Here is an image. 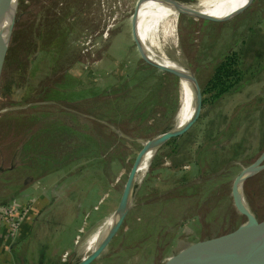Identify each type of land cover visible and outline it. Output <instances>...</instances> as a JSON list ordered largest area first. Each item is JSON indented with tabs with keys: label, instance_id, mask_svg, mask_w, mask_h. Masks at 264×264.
I'll return each mask as SVG.
<instances>
[{
	"label": "rangeland",
	"instance_id": "1",
	"mask_svg": "<svg viewBox=\"0 0 264 264\" xmlns=\"http://www.w3.org/2000/svg\"><path fill=\"white\" fill-rule=\"evenodd\" d=\"M72 1L19 0L3 63L0 116H19L21 126L8 130L0 125V208L17 202L43 178L68 180L30 217L27 230L19 232L10 248L14 264L16 258L37 264L44 250L43 264H78L90 255L95 245L82 252L80 247L105 221L111 220L108 231L113 228L144 144L174 128L180 79L143 60L131 31L139 0H85L89 10L84 22L80 16L67 23L63 38L52 16L66 15ZM175 1L220 16L245 3ZM164 23L162 29L163 22L149 26L139 21L143 43L159 60L190 70L200 90L224 53L264 49V0H253L220 22L182 13L177 49H169ZM101 27L108 28L107 39L95 36ZM36 30L50 47L33 41ZM191 109L190 100L184 123ZM33 112L41 113L39 120H33ZM86 120L91 121L89 130L82 127ZM43 124L52 127L41 128ZM72 126L89 132L95 144L83 146ZM262 155L264 69L213 104L202 103L192 126L157 148L145 175L137 177L121 225L88 264H164L194 243L232 233L247 222L235 205L233 182ZM263 164L264 159L258 165ZM56 166L63 168L55 172ZM237 198L257 222L264 219V168L244 181Z\"/></svg>",
	"mask_w": 264,
	"mask_h": 264
},
{
	"label": "water",
	"instance_id": "2",
	"mask_svg": "<svg viewBox=\"0 0 264 264\" xmlns=\"http://www.w3.org/2000/svg\"><path fill=\"white\" fill-rule=\"evenodd\" d=\"M18 1L19 0H0V83H1L3 63L6 57L8 43L10 40L12 28L14 25ZM144 1H150V0H139L135 6V10L133 12V17H132V24H131L132 36L134 38V41L136 42V46L143 60L147 62L148 64L156 68H159L161 70L167 71L171 74H174L178 76L179 79L181 75H185L190 78L191 89L194 95L193 114L190 120L187 123H185L183 126L179 128L174 127L173 130L168 131L160 136H157L153 138L152 140L147 141L144 144V148L138 154L135 160V163L132 166V169L128 176L127 182L125 184V188L123 190L118 208L114 214L115 224L113 228L107 232L105 238L97 246V248L90 255H88L86 258L80 261L78 264H88L92 260H94L101 253V251L106 247V245L108 244L112 236L115 234V232L121 225V222L127 210L130 207L132 192H133L134 185L138 177V169L145 155L152 148L157 150V148L169 138L179 136L183 134L184 132H186L192 126V124L197 120L200 114L201 105H202V96H201V90L199 88L197 80L195 79L194 74L190 70H187L185 68L177 70V69H173V68H169V67L157 64L151 61L147 57V53L145 52L144 46L141 43L138 33H137L138 10L140 8V5ZM152 1L164 2V3L175 5L181 10L182 13L195 16L202 20L220 22V21L228 20L232 18L233 16L237 15L242 10H244L247 6H249L253 0H249L245 4L244 7H242L241 9L235 11L234 13L224 18H215V17L199 14L198 11L187 8L183 5V3L177 2L175 0H152ZM6 17L9 19L8 20L9 22H8L7 27L5 28L3 26V22ZM262 159H264V155H262V157L259 160H257L255 164H253L252 166L240 172L233 182L232 193H233V199H234L235 205L238 208V210L247 217V222L239 226L232 233H229L227 235L217 236V237L206 239V240H202V241L192 244L188 248L173 255L164 264H200V263H208V262H217L219 261L220 258H225L231 255L235 251H238L244 248H253L255 246L258 247L256 257H255V264H264V219L260 222H257L255 220L253 213L249 210V208L248 210L245 209L239 203V201L236 200V197H235L236 188L234 186L236 179L239 178L240 185H241L240 190L242 191V185L244 181L250 176H252L254 173L258 172L260 169L264 168V164L258 165L262 161Z\"/></svg>",
	"mask_w": 264,
	"mask_h": 264
},
{
	"label": "bare ground",
	"instance_id": "3",
	"mask_svg": "<svg viewBox=\"0 0 264 264\" xmlns=\"http://www.w3.org/2000/svg\"><path fill=\"white\" fill-rule=\"evenodd\" d=\"M248 1L249 0H247V2ZM246 3H244L240 8H236L235 11L244 7ZM148 4H149V6H153V7H157V8L161 7V5H163L165 8L166 35H167V41H168L169 49H174V48L177 49L178 48V42L179 41L177 40V37H176L177 36L176 35V32H177L176 26H177L178 18L180 17V15L182 13L181 10L178 7H176L175 5H172L169 3H164V2H156V1L150 0V1H144L140 5V8L138 10V16H137V33H138V36H139L141 43L144 46V50L147 53V57L151 61H153L157 64H160V65L169 67V68H173V69H177V70L184 68L183 66H181V64H179L175 61H173L174 63H168V62L166 63L164 61L159 60V58L155 54H153L143 43L142 31L139 28V21L144 22L145 17H143V16L145 14V10H143L144 9L143 7H145V5L147 7H149ZM234 12H232V13H234ZM232 13H230V14H232ZM199 14L211 16V17H215V18H224V17L230 15V14L222 15V16H220V15H209V14H204L201 12H199ZM8 20H9L8 18H6L4 20L5 28L8 25V22H9ZM173 55L175 57L179 56V51H176V53ZM190 100L192 101V109H191V112L188 115L185 123H187L190 120V118L193 114L194 95H193V91L191 89L190 78L185 76V75H181L180 76V82H179L178 106H177L176 112L174 114V127L175 128H179L185 124L184 123L185 116L188 113V110L190 107ZM155 153H156V150L154 148H152L143 158V160L139 166V169H138V179L142 178L145 175V173L147 172ZM235 188H236V196L235 197H236V200H238V198H237L238 194H239V192L240 193L242 192L241 190L239 191V189H238V188H241L239 178L236 179ZM242 200H243V202H245L244 197H242ZM239 203H240V201H239ZM245 209H247V208H245ZM110 223H111V220H107L102 224V226L100 228L97 226L99 229H97L94 233H92L87 238L84 245L82 247H80V251L81 252L87 251L94 245L95 246L93 248H91L90 250L91 251L95 250V248L105 238V236L108 232ZM98 225H99V223H98ZM257 250H258V247H256V246L253 248H244V249L233 252L231 255H229L225 258H220L219 261H217V262H208V263H200V264H255V257H256Z\"/></svg>",
	"mask_w": 264,
	"mask_h": 264
},
{
	"label": "trees",
	"instance_id": "4",
	"mask_svg": "<svg viewBox=\"0 0 264 264\" xmlns=\"http://www.w3.org/2000/svg\"><path fill=\"white\" fill-rule=\"evenodd\" d=\"M204 22H210L207 20H204ZM34 37V36H33ZM44 35L40 32L37 31L35 32V37L33 38V41L38 42L40 41L42 44L45 43L47 44L48 42H43ZM52 40V39H50ZM36 44V43H35ZM51 45V43H49ZM49 44H47L48 47ZM264 69V49L262 48H257L253 53L251 51L245 52L244 49H241L239 52H226L222 56H220V60L216 63L213 72L211 74V77L208 79V81L205 83V85L202 87L201 90V96H202V103L203 105L206 103L213 104L214 101L219 99L222 96H225L227 94L232 93L233 91L236 90V87L239 86V84L243 81H249L250 79H253L256 74L260 73ZM259 97H257V100ZM176 112V111H175ZM74 115V120H75V113ZM43 117L47 116V113L44 114L42 112ZM41 113L38 112H33L32 116L33 120L37 119L39 120V116ZM142 121L141 119H139ZM3 122V126L8 129V130H17L21 126V121L20 117H11L10 115H3L0 116V125ZM54 122V121H53ZM86 125L83 124L82 127H86V129L89 130L91 121L86 120ZM50 124L46 125L43 124L41 128H48ZM51 125H54V127L61 126V124L58 123H51ZM98 127L96 124L94 125ZM114 126V125H112ZM52 127V126H49ZM76 126L71 127V132L73 135H75L77 138H81V144H86V145H93L96 142V138L92 135H90L89 132H81L75 129ZM98 128H102L103 130L108 131L109 129L99 126ZM66 130V129H65ZM109 132V131H108ZM111 133V132H109ZM174 140H172L173 142ZM91 142L93 144H91ZM99 145V144H98ZM100 146V145H99ZM203 149V148H202ZM201 149V150H202ZM83 150L87 151L90 153L86 147L83 148ZM78 151H82L81 149H78ZM198 154H201L199 152ZM200 160H197V155H196V167H200ZM63 168V166H56L54 171H60ZM202 168L200 167V170ZM44 249V248H42ZM46 251L41 252L39 254V260L37 264H43V255ZM15 264H29L28 261L22 262L18 260L17 258L15 259Z\"/></svg>",
	"mask_w": 264,
	"mask_h": 264
},
{
	"label": "crops",
	"instance_id": "5",
	"mask_svg": "<svg viewBox=\"0 0 264 264\" xmlns=\"http://www.w3.org/2000/svg\"><path fill=\"white\" fill-rule=\"evenodd\" d=\"M149 6V5H148ZM149 6L144 8L145 14L143 17H145L144 21L147 25L149 26H156V25H161L163 22L162 29L165 28L164 26V19L165 16L163 17V14H165V8L162 5L161 7H153ZM43 178L40 182L36 183L34 188L32 190H26L25 195L23 197L18 198L17 200L19 202H23L26 200H34V205H33V216L36 215L42 208L43 205H45L46 201L49 196L55 197V191L61 190L63 183L67 182L68 180L65 179L63 176H54L50 180H44ZM17 201V202H18ZM30 219H27L24 224L21 226L20 232H25L27 230V227L30 226L31 223H29ZM3 231L4 228L2 226V223L0 221V264H14L12 263V255L11 251L13 249H8L7 243L5 242L3 238ZM19 236V235H18ZM13 248V247H10ZM42 249V248H41ZM11 258V259H10ZM36 260H34V263ZM29 264H33L30 263Z\"/></svg>",
	"mask_w": 264,
	"mask_h": 264
},
{
	"label": "built area",
	"instance_id": "6",
	"mask_svg": "<svg viewBox=\"0 0 264 264\" xmlns=\"http://www.w3.org/2000/svg\"><path fill=\"white\" fill-rule=\"evenodd\" d=\"M99 35L100 37L102 36L103 39H107L108 28L97 31L95 36ZM90 43L91 41L88 40L86 45ZM99 43L96 42L97 45H99ZM90 47H92V45ZM87 51L88 49H83L82 53H87ZM33 205L34 200H26L23 202L18 201L0 208V221L4 228L3 238L7 243L8 249H10L12 244L15 243V240L17 239L21 226L24 224V222L33 216ZM79 232L82 233V230H79ZM79 238L80 236L77 235L75 243L79 242Z\"/></svg>",
	"mask_w": 264,
	"mask_h": 264
},
{
	"label": "flooded vegetation",
	"instance_id": "7",
	"mask_svg": "<svg viewBox=\"0 0 264 264\" xmlns=\"http://www.w3.org/2000/svg\"><path fill=\"white\" fill-rule=\"evenodd\" d=\"M78 1L73 0L71 2V6L67 7L68 13L66 15L62 16L58 13V15L53 14V16H52V18L54 19L53 20L54 23L52 25H54L56 27L55 31L60 32L61 33L60 35L63 38H66V36H64L65 34H63V33H64L66 25L68 28L67 23H72L74 18H76V17L79 18L80 16H82V18H80L81 22H84V17L86 16V13L89 10V3L87 1H85V0H78ZM38 10L41 12L42 10H44V7L39 5ZM57 16H59V17H57ZM101 28L104 29L103 27H101ZM131 28H132V26H131ZM46 29H47V26H46ZM98 31H99V29H98Z\"/></svg>",
	"mask_w": 264,
	"mask_h": 264
},
{
	"label": "snow or ice",
	"instance_id": "8",
	"mask_svg": "<svg viewBox=\"0 0 264 264\" xmlns=\"http://www.w3.org/2000/svg\"><path fill=\"white\" fill-rule=\"evenodd\" d=\"M244 2L246 3V2H247V0H244Z\"/></svg>",
	"mask_w": 264,
	"mask_h": 264
}]
</instances>
